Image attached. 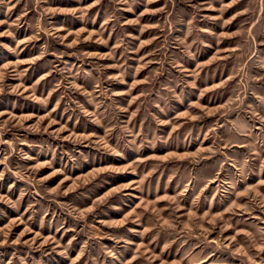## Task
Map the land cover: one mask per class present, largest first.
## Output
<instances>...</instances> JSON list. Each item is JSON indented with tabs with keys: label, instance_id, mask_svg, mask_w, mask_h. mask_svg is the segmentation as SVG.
<instances>
[{
	"label": "rangeland",
	"instance_id": "rangeland-1",
	"mask_svg": "<svg viewBox=\"0 0 264 264\" xmlns=\"http://www.w3.org/2000/svg\"><path fill=\"white\" fill-rule=\"evenodd\" d=\"M0 264H264V0H0Z\"/></svg>",
	"mask_w": 264,
	"mask_h": 264
}]
</instances>
